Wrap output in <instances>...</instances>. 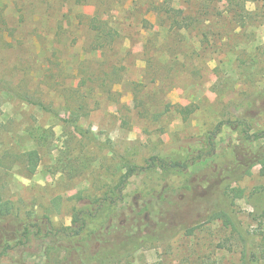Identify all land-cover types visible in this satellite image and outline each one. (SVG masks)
<instances>
[{"label":"rangeland","instance_id":"374dc122","mask_svg":"<svg viewBox=\"0 0 264 264\" xmlns=\"http://www.w3.org/2000/svg\"><path fill=\"white\" fill-rule=\"evenodd\" d=\"M238 1L0 0V199L55 229L127 230L131 218L168 235L113 264H241L238 235L201 217L188 190L192 179L197 194L213 196L218 168L244 140L237 118L264 130V0L244 10ZM170 7L195 21L179 27ZM220 122L214 157L185 173L144 171L117 190L125 161L206 153ZM33 149L35 173L25 161ZM263 188L261 163L228 187L254 245L264 238ZM40 243L32 238L28 253L40 257Z\"/></svg>","mask_w":264,"mask_h":264},{"label":"trees","instance_id":"16d2710c","mask_svg":"<svg viewBox=\"0 0 264 264\" xmlns=\"http://www.w3.org/2000/svg\"><path fill=\"white\" fill-rule=\"evenodd\" d=\"M245 1L239 0L240 9H245ZM174 17V21L183 28L190 27L195 21L194 15L180 16L178 10L170 7L167 10ZM190 19V22L187 21ZM243 63V62H242ZM28 102H32L27 99ZM45 110H50L43 103H38ZM189 113L190 107H186ZM238 126L242 127V136L244 140L236 145L235 156L229 162L226 161L218 168L219 186L214 194L200 195L193 189L192 179L189 182L190 196L195 198L201 208V217L206 221L220 219L225 227H230L241 240V264H262L264 261V238L262 244L254 245L253 236L250 231L243 228L242 222L235 212V197L228 192V187L232 183L240 181L244 176L250 173V167L253 164L261 163L264 168V130L254 131L252 124L246 117L237 118ZM235 124L234 122H232ZM223 122H220L215 129L207 136L210 149L205 153L190 155L185 159H172L165 156L155 155L148 159L146 166H138L129 161H125V173L121 176L116 188L123 192L128 180L144 171L150 169H161L163 171L175 170L180 172L189 171L188 169L199 158H212L216 155L215 138L222 131ZM76 130L82 135L85 130L76 125ZM26 166L28 170L35 173L40 162V154L37 149L27 152ZM264 196V188L259 193V199ZM187 193L178 199V203L185 202ZM255 207L260 206L255 203ZM149 212H151L149 210ZM140 215L136 209L135 217ZM151 217V215H150ZM146 218V217H145ZM148 218V217H147ZM81 221L77 214L74 221ZM129 228L127 230H118L112 227L100 225L96 229H87V221H81L77 228L67 227L64 229L53 228L52 222L48 216L41 222L33 211L28 218L23 219L16 210L12 200L0 199V264H113L120 263L133 254L139 247L154 241L165 240L167 238L163 232H160L159 225L154 230L140 231L134 228L130 218ZM168 225V224H167ZM167 225L163 228H166ZM114 227V226H113ZM117 227V226H116ZM181 228V227H179ZM179 230L178 228H172ZM189 231H192L189 229ZM32 238L41 243L40 257L28 253L27 245ZM54 239V241H53ZM56 240V241H55ZM71 240V242L66 243ZM56 252V259L51 262V253ZM43 255L47 256L43 260Z\"/></svg>","mask_w":264,"mask_h":264}]
</instances>
